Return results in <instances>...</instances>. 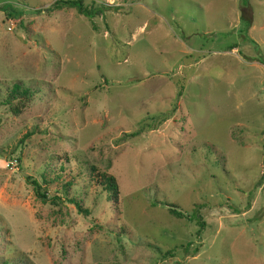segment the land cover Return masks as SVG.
<instances>
[{
	"label": "rangeland",
	"instance_id": "374dc122",
	"mask_svg": "<svg viewBox=\"0 0 264 264\" xmlns=\"http://www.w3.org/2000/svg\"><path fill=\"white\" fill-rule=\"evenodd\" d=\"M54 1L0 0V264H264V0Z\"/></svg>",
	"mask_w": 264,
	"mask_h": 264
},
{
	"label": "trees",
	"instance_id": "16d2710c",
	"mask_svg": "<svg viewBox=\"0 0 264 264\" xmlns=\"http://www.w3.org/2000/svg\"><path fill=\"white\" fill-rule=\"evenodd\" d=\"M53 9H59V8H72L76 11L77 14L82 15L86 17L87 19H91L95 16H99L102 11H104L105 8L103 7H87L83 5L82 0H55L53 4L51 5ZM51 9V8H50ZM19 85L16 84L13 85V89H10L8 94L6 95V103L8 104V108L10 109V112L12 113H18V110H20L22 103L20 101L21 98H27L29 96L28 89H21L19 90ZM14 98L17 100L16 102L12 103V99ZM263 134V133H262ZM103 186L102 189L104 190V197L105 202H109L112 204H115L118 202L117 200V184L115 183V180L113 176L111 175H103ZM32 185L33 192L35 196L41 200L44 201L46 199L45 194L43 191L40 192V185L35 181L29 182ZM74 207L79 211L83 212L84 214H87V211L85 209H81L78 206L77 202H74ZM167 207V211L170 215L176 217V218H188L186 215H183L181 212L176 210V207L171 204H165ZM194 218L196 219L198 226V231L200 228L203 227L204 223L200 218V215L197 213L194 215ZM123 229V228H122ZM121 229V230H122ZM166 252H169L168 250ZM168 254V253H167Z\"/></svg>",
	"mask_w": 264,
	"mask_h": 264
},
{
	"label": "built area",
	"instance_id": "2783aa9c",
	"mask_svg": "<svg viewBox=\"0 0 264 264\" xmlns=\"http://www.w3.org/2000/svg\"><path fill=\"white\" fill-rule=\"evenodd\" d=\"M262 135H263V137H264V132H263V134H262Z\"/></svg>",
	"mask_w": 264,
	"mask_h": 264
}]
</instances>
